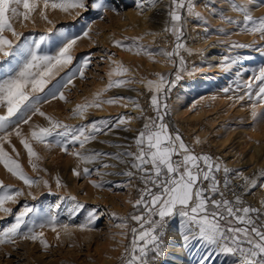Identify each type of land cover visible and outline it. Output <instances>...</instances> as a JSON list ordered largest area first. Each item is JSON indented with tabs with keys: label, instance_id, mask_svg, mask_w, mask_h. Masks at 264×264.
I'll return each mask as SVG.
<instances>
[{
	"label": "rangeland",
	"instance_id": "374dc122",
	"mask_svg": "<svg viewBox=\"0 0 264 264\" xmlns=\"http://www.w3.org/2000/svg\"><path fill=\"white\" fill-rule=\"evenodd\" d=\"M33 2L37 7L29 20H12L15 30L23 33L21 40L14 42H31L44 35L46 42L38 51L51 55L61 46L65 35L82 37L72 50V65L60 70L48 85L53 88L58 82H66V73H74L72 83L59 89L66 101L57 96L39 105L47 116L74 127L94 121L114 124L121 115L140 117L141 109L145 116L155 117L151 98L156 93L144 82L163 75L172 82L165 85L168 91L158 94L160 104L167 106L164 123L168 131L172 135L179 134L196 154H208L221 163L222 168L229 169L227 174L221 170L222 186L225 178L229 182L241 178L244 182L243 194L239 196L242 206L259 209V216L255 213L252 216L257 226L264 225V116L253 118V112L264 113V103L256 101L258 87L253 88L251 99L245 95L248 91L246 85L264 68V38L259 33L247 31L242 14L233 10V4L244 3L245 0H194L199 17L190 15L187 9L183 11V31L179 42L184 47L178 50L179 55L171 58L161 55V52L174 51L177 43L172 31H165L172 27L170 0H156L142 14L137 7L141 0H101L104 7L100 10H93L89 5L87 10L77 8L67 12L43 9L44 0ZM250 7L254 17L264 16V6L259 0ZM42 9L51 23L40 17ZM19 11H24L22 6ZM229 19L233 22L229 23ZM84 31H88V36H83ZM134 38H138V43L152 53L151 57L144 52L136 54ZM115 41H121L133 50L117 47ZM188 48L192 50L188 51ZM87 57H90V63L84 68L81 78L77 69ZM225 57L229 58L227 67ZM114 62L129 70L124 77L109 76L116 67ZM10 64L11 58L0 61V79L19 71L13 65L14 70L6 72ZM121 78L136 82L113 87L103 92L101 99L126 97L135 101L139 108L121 100L112 105L104 103L100 108L90 107L83 118L72 114L76 105L92 101L96 93L106 88L110 79ZM240 96L245 98L240 100ZM2 113L3 109H0ZM144 122L143 118L133 119L128 125L105 129L106 134H98L85 148L112 156L124 151L135 152L134 137ZM36 126L48 127L49 124L44 117L35 115L29 124H21L22 134L31 139L30 130ZM124 127L131 130L125 131ZM10 139L19 156L7 144L4 145L6 151L18 159L29 177L39 183L29 188L0 164V181L23 193L16 198L17 203L8 202L5 207L11 208L13 213L25 205L34 208L35 212L30 217L32 223L22 226L21 231L27 232L29 227L36 232L42 231L48 247L41 245L39 239L33 241L17 236L15 242L0 244V264H126L130 258L127 250L131 249L133 240L131 229L140 227L131 217L144 214L143 205L133 207L144 184L139 173L131 168V158L122 157L128 163H120L104 156L95 164L85 165L73 155L61 152L59 147L49 149L33 141V147L40 156L37 161L40 170L33 171L20 138L13 135ZM50 141L54 143L55 137ZM67 147L69 153L81 150L78 144ZM102 163L115 167L103 168ZM85 166L93 169L90 176L73 175L74 168L82 171ZM127 171L135 174L128 177L123 174ZM57 178L61 181L59 188L56 186ZM44 181H47V187ZM89 181L102 186L94 187ZM252 181L256 184L254 188L251 187ZM203 187L207 188L208 182H203ZM206 195L221 198L219 194ZM77 205L83 207L78 208ZM91 211L95 212L96 218L89 224L88 213ZM53 216L56 220L50 223ZM13 222L14 215L0 212V229ZM81 224L86 227L81 229ZM122 224L126 226L120 227ZM53 226L56 227L55 232L52 231ZM183 231L178 215L167 218L157 232L158 235L162 233L163 254L154 256L150 251L146 257L147 264H201L202 261L204 264H240L237 257L203 241L193 239L185 245L181 235Z\"/></svg>",
	"mask_w": 264,
	"mask_h": 264
},
{
	"label": "snow or ice",
	"instance_id": "6c2138e0",
	"mask_svg": "<svg viewBox=\"0 0 264 264\" xmlns=\"http://www.w3.org/2000/svg\"><path fill=\"white\" fill-rule=\"evenodd\" d=\"M256 2L257 0H245L244 3L233 4L232 7L234 11L242 14L243 26L247 31L259 33L261 38H264V16L257 18L251 12L250 6ZM155 3L156 0H141L137 7L140 8L142 14L147 7ZM259 3L264 6V0H259ZM170 4L169 16L172 27L171 29L166 28L165 31H172L177 43L174 51L161 52V55L167 58L179 55L178 50L184 47L179 42L183 31V11L187 9L190 15L199 17V13L195 12L194 0H170ZM89 5L93 10H100L104 7L101 0H44L43 9L52 8L67 12L69 9L77 8L87 10ZM21 6L24 9L22 12L19 11ZM36 7L37 5L33 0H0V61H7L11 58L12 64L6 69L8 73L14 70L13 65L19 68L15 75H8L7 78L0 79V109H3V113L0 114V164L7 172L21 180L29 188L39 183V181L29 177L18 159L13 158L6 151L4 145L7 144L12 147V152L16 153L17 157L19 156L15 146L11 144L10 137L13 135L20 138V143L26 150L29 165L33 171L40 170L37 163L40 156L33 147V141L37 144H43L49 149L59 147L61 152L73 155L85 165L95 164L104 156H110L120 163H128L122 157L131 158L130 166L136 170V173H139L144 184L140 198L135 200L133 207L143 205L144 214L131 217L140 227L139 229L135 227L131 229L133 240L131 249L127 250L130 253V258L126 260V264H147L146 257L150 251L154 256L162 255V233L158 235V229L163 227L167 218L176 215L181 218L184 227L181 235L185 245L196 239L218 247L225 254L237 257L240 264H264V225L257 226L252 216L253 213L259 216L260 210L242 206L239 196H236L235 200L225 198L215 173L222 170L227 174L229 169L227 167L222 168L221 163L214 161L208 154H196L179 134L172 135L168 131V127L164 123L167 106L160 104L158 94L168 91L169 89L165 85L172 82L167 81L163 75H159L155 81H147L146 84L150 90H154L156 93L151 98V105L156 113L155 117L145 116L143 109H141L140 117L121 115L114 124L109 121H94L84 126L74 127L54 120L41 110L39 105L42 102L47 103L49 98L56 99L58 96L60 100L66 101L64 93L59 89L72 83L74 73L71 75L66 73L68 77L66 82H58L53 88H49L48 85L60 70L72 65L74 59L72 50L82 37L80 35H65L61 46L51 55L42 54L38 51L46 42L44 35L31 42H14L20 41L23 33H18L15 30L12 20L16 18H21V22L29 20ZM43 9L40 11V17L48 21ZM48 22L51 23V21ZM228 22L232 23L233 21L229 19ZM49 32H52V29H49ZM88 34V31L83 32L84 37ZM114 43L117 47L129 51L133 50V47H129L121 41ZM133 45L136 54L144 52L151 57L152 53L138 43V38H134ZM233 46L243 47V45ZM228 59L225 57V67H227ZM89 63L90 57H87L82 62L81 67L77 69L81 78H83L84 68ZM114 63H116V67L109 73V76L124 77L129 70L119 62ZM181 64H183L182 59ZM179 79L180 76L177 74V80ZM135 82L124 78L110 79L106 88L96 93L92 101L76 105L72 114L83 118L90 107L100 108L104 103L112 105L121 100H127L139 108L135 101L126 97L101 99L103 92L113 87H122ZM246 87L248 91L245 95L250 99L253 96V88L258 87L259 90L255 92L256 101L264 103V68ZM225 91L228 90L225 89ZM244 98V96L239 97L240 100ZM124 106L127 107L128 105L125 104ZM255 106L254 104L253 108ZM162 107L163 112L161 111ZM35 115L44 117L49 126L32 128L29 133L31 139H29L22 134L20 126L21 124H29ZM257 115L264 116V113L253 112L254 119ZM141 118L145 122L134 137L135 152L124 151L112 156L109 153L89 151L85 148V145L94 141L98 134H106L105 129L111 130L128 125L133 119ZM123 130L129 131L131 129L124 127ZM53 137H55L54 143L50 141V138ZM69 144H78L81 150L69 153L67 147ZM101 167L109 168L115 167V165L102 163ZM95 171L99 172V169H95ZM92 172L93 169L87 166L82 171L75 168L72 170L76 177H80L82 174L90 176ZM123 174L132 177L135 173L127 171ZM89 182L94 187L102 186L96 181ZM203 182H208L207 188L203 187ZM44 185L47 187V181H44ZM56 186L61 187V181L58 178ZM228 186L229 181L225 178L224 188L226 189ZM255 186V181H252L251 187L254 188ZM206 193L219 194L221 198L214 199ZM22 194L20 190H14L0 181V212L14 215V222L10 226L0 229V244L15 242L17 236H22L24 239L33 241L39 239L41 245L48 247L47 242L43 239L44 233L42 231L36 232L32 227H29L27 232L21 231L22 226L32 223L30 217L35 212L34 208L25 205L19 212L13 213L11 208L5 207L8 202L17 203L16 198ZM77 207L82 208L83 205H77ZM95 218L94 211L88 213L89 224L93 223ZM55 220V216L51 217L50 223ZM146 225L147 227H145ZM119 226L125 227L126 225ZM40 227L43 228L44 225L41 224ZM85 227V224L80 225L81 229ZM52 231H56L55 226L52 227ZM201 264L204 262L202 261Z\"/></svg>",
	"mask_w": 264,
	"mask_h": 264
},
{
	"label": "built area",
	"instance_id": "2783aa9c",
	"mask_svg": "<svg viewBox=\"0 0 264 264\" xmlns=\"http://www.w3.org/2000/svg\"><path fill=\"white\" fill-rule=\"evenodd\" d=\"M221 181V180H220ZM221 190L224 192L225 198L229 200H235L236 196H241L243 193V180L241 178H237L235 180H231L229 182L228 188H224L222 184L219 182Z\"/></svg>",
	"mask_w": 264,
	"mask_h": 264
},
{
	"label": "crops",
	"instance_id": "0c3cea01",
	"mask_svg": "<svg viewBox=\"0 0 264 264\" xmlns=\"http://www.w3.org/2000/svg\"><path fill=\"white\" fill-rule=\"evenodd\" d=\"M215 176H216V178H217V180L221 183V171L220 172H216L215 173Z\"/></svg>",
	"mask_w": 264,
	"mask_h": 264
},
{
	"label": "bare ground",
	"instance_id": "6f19581e",
	"mask_svg": "<svg viewBox=\"0 0 264 264\" xmlns=\"http://www.w3.org/2000/svg\"><path fill=\"white\" fill-rule=\"evenodd\" d=\"M188 51H191L192 49H190V48H188L187 49ZM158 78H155V79H152L153 81H155V80H157ZM146 84H147V81L146 82H144V85L146 86ZM147 87V86H146ZM148 88V87H147ZM153 92H154V90H153ZM244 183V182H243ZM243 188H244V184H243ZM244 191V190H243ZM243 194V193H242Z\"/></svg>",
	"mask_w": 264,
	"mask_h": 264
}]
</instances>
